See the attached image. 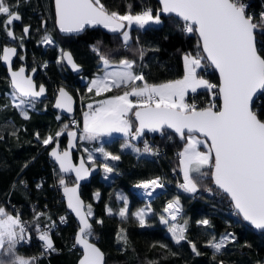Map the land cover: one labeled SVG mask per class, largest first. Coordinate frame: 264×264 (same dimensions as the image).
<instances>
[{"label": "trees", "instance_id": "trees-1", "mask_svg": "<svg viewBox=\"0 0 264 264\" xmlns=\"http://www.w3.org/2000/svg\"><path fill=\"white\" fill-rule=\"evenodd\" d=\"M234 1L244 5L247 16L262 26L263 32H257L256 43L264 56V0ZM96 2L123 21L124 28L120 32L110 33L94 27L85 28L79 34L61 35L55 25L53 0H0V6L8 5V11L20 14L21 20L14 23L16 32L21 29L22 22L33 21L35 24L28 37L22 39L21 36L20 43L24 40L23 53L28 63L41 67L40 80L49 85V97L36 103L37 108L29 110L27 115H22L11 102L12 87L0 61V205L14 214L19 210L30 234L27 240L26 228L17 221L14 235L4 236L0 245V264H77L80 256V249L74 244L78 224L67 211L60 192V187L73 179L62 176L48 157V148L57 139L64 144L62 130L70 120L52 106L54 94L61 84L66 85L76 99L81 94L82 102L93 100L92 109L95 100L128 91L140 82L161 83L181 77L183 56L189 55L196 58L197 73L206 78V85L188 93V99L196 100L199 107L216 108L219 105L218 96L211 94V89L216 90L218 77L203 55L194 28L186 31L184 21L174 15H163L157 0ZM142 9L147 11L141 16L151 11L159 13L162 21L132 25L129 36L124 38L122 31L126 28V20L123 15L139 14ZM4 16L2 12L0 52L10 41ZM41 19L45 20V26ZM47 32L52 42H45ZM63 49L72 51L83 67L82 73L89 77L100 70L102 61L122 59L131 60L134 75L142 76L96 93L68 70L61 57ZM209 81L214 83L210 87L207 86ZM139 95L131 96L129 102ZM137 106H131L127 114L131 130L136 141L140 145L148 143L154 153L140 152L122 134H89L79 141L85 158L92 156L90 150L93 148L111 158L106 162L101 152H94L91 162L102 165L101 172L93 175L90 182L83 183L80 190L94 223L85 234L106 254L105 264H264V231L249 226L234 210L229 196L213 183L211 152L207 162H200L191 170L192 182L186 188L172 184L150 201L144 200L132 188L137 180L166 175L172 170H177L174 182L182 180L180 153L189 135L181 140L166 128L160 132L139 133L132 113ZM83 108H77L76 112L80 123ZM253 108L258 118L264 120V91L255 100ZM185 109L191 107L186 105ZM203 139L206 143L199 147L210 150L209 142ZM189 185L193 188L189 189ZM168 200H174L184 209L179 217L183 223L179 239H175L168 228V223H173L165 215L164 206ZM40 208L44 212L37 216ZM60 215L65 217V222L58 223L48 236L42 235L40 224ZM225 231H230L233 237L226 239L220 249L211 247L209 243L219 239Z\"/></svg>", "mask_w": 264, "mask_h": 264}, {"label": "water", "instance_id": "water-1", "mask_svg": "<svg viewBox=\"0 0 264 264\" xmlns=\"http://www.w3.org/2000/svg\"><path fill=\"white\" fill-rule=\"evenodd\" d=\"M163 15H174L194 24L203 55L218 77L219 105L214 108L182 109L165 103H147L132 111L139 133L160 132L164 128L181 139L186 134L205 138L213 155V183L229 196L239 216L253 228L264 231V120L258 118L253 104L264 91V56L257 47L254 23L243 7L234 0H157ZM56 29L62 35L99 27L110 33L120 32L123 21L98 5L96 0H53ZM45 25V20L43 19ZM18 47L9 43L2 48L1 64L6 68L10 86L19 97L40 101L48 97L44 83L35 84L33 67H14ZM68 70L82 73V65L72 51L61 54ZM52 101L53 108L67 116L76 115V97L61 84ZM64 144L57 139L48 149L62 176L73 181L60 187L66 209L78 224L74 243L80 249L77 264H105L106 254L85 234L93 228L81 185L101 172L100 164L87 161L79 148L80 131L64 132Z\"/></svg>", "mask_w": 264, "mask_h": 264}, {"label": "rangeland", "instance_id": "rangeland-1", "mask_svg": "<svg viewBox=\"0 0 264 264\" xmlns=\"http://www.w3.org/2000/svg\"><path fill=\"white\" fill-rule=\"evenodd\" d=\"M10 6L2 5L0 6V14L7 13L6 20L13 13V11H8ZM9 12V13H8ZM124 19L126 20V28L122 31V36L127 38L130 32V26L132 25H145L148 23H155L158 24L162 21L161 15L159 13H153L148 11L146 16H141L138 13H126L123 15ZM6 24V22H5ZM45 42H52L50 40V34L46 33ZM107 61L106 65L112 64ZM115 64V63H113ZM112 70L114 73L118 74L116 78H126V73H122V68L118 66L116 67H107L104 71L105 72H98L91 76L90 83H99L100 86L104 87L110 83L109 79L112 78ZM121 76V77H120ZM88 85V83H87ZM11 102L19 109L22 115H27L29 110L37 108L36 103L34 100L25 99L23 97H19L15 91L11 90L10 92ZM128 95L122 93L108 95L106 97L99 98L93 102L92 109L90 112H83V132L80 134V140L85 138V136L90 135H117L120 136L122 133H130L131 124L129 119L127 118V114L130 111L128 108ZM172 105H176L183 110L186 108V101L183 102H176L174 101ZM201 143H206L203 138L198 136L197 134H189L186 142L185 147L181 151L180 157V165H181V172L182 175L187 178L190 177L189 173L191 170L196 168L200 162H207L210 157V150L206 151L199 147ZM90 150V149H89ZM88 150V151H89ZM99 151L98 148H93L90 152H93L92 156L86 157L87 161L90 162L92 157L94 156V152ZM101 152V150L99 151ZM102 153V152H101ZM103 157L105 158L106 162L109 161L111 158L108 157L107 154L102 153ZM107 155V156H106ZM102 167V165H101ZM189 189H192L193 186L189 185ZM18 221L17 216L10 211L6 206L0 205V245L2 244L3 240L5 239L4 236H12L15 233V228ZM168 228L172 230L173 234L177 237L182 235L181 227H183V223L179 220L177 222H169ZM176 237V239H177ZM233 237V234L230 231H225L219 237V239L212 240L209 244L214 249H220L225 240L228 238Z\"/></svg>", "mask_w": 264, "mask_h": 264}, {"label": "built area", "instance_id": "built-area-1", "mask_svg": "<svg viewBox=\"0 0 264 264\" xmlns=\"http://www.w3.org/2000/svg\"><path fill=\"white\" fill-rule=\"evenodd\" d=\"M244 3H246V2H244ZM241 6L244 9V5H241ZM146 11H147L146 9H142L139 12V14L144 15L146 13ZM191 28H194V24H192L188 21H184V29L186 31H188ZM78 76L80 79V83L86 84L88 82L89 76L87 74L85 75V74L81 73ZM213 84L214 83L212 81H209V84L207 86L210 87ZM211 94L213 97H217L219 94L218 88L216 87V90L214 88L211 89ZM81 99H82L81 94H78V99H76L77 108L84 107L83 108L84 111H86V112L90 111L91 103L93 100H87L86 102H82ZM184 100L186 101V105L190 106L191 108H195L198 106L196 100H189L188 99V93L184 96ZM131 102H132V105H131L132 107L137 106V105H141V104L152 103V102H154V103H165L167 105L172 104V101L167 94H160V93L155 92V91L142 93L141 95L132 98ZM76 112H77V109H76ZM127 118L129 119V115H127ZM69 128H74L76 130H79L80 134L83 132L80 120H79L77 115H75L74 118H70L67 126H65V128H63L62 132L67 131V129H69ZM122 135L125 136L126 140L128 141V143L130 145H134L136 148L139 149L140 152H142V153L145 152L147 154L154 153V149L148 143H143L142 145H140L136 141V136L133 134L132 131L130 133H125V134L123 133ZM157 152H160V150H157ZM176 173H177V170L176 171L172 170L169 173H167L166 175L157 174L155 176H152L149 179L137 180L134 182V184H132V188H134L136 190V192L144 200L146 199L147 201H150V200L155 199L156 195L160 191L166 189V187H168L172 184L175 186H179L181 188L188 187V184H190L192 182L191 176L187 177V178L183 177L182 180H177L174 182L175 177H177ZM205 191H207V190H205ZM164 209H165L166 219H169L172 222H177L179 220L180 215L184 211V209L181 208V206L179 204H177L174 200H168L164 206ZM234 210H235V208H234ZM43 212H44V210L40 208V209H38L36 214H37V216H39ZM15 215L17 216L19 223L26 228V235L25 236H27V240H29L30 234H29V231H27V226H25V220L23 218H21L20 211L17 210ZM65 220H66L65 217L60 215L57 218H51L50 221H47L43 224H40L41 230H42L41 234L48 236V234L50 233V230L56 229L58 227V225L60 223L65 222Z\"/></svg>", "mask_w": 264, "mask_h": 264}, {"label": "crops", "instance_id": "crops-1", "mask_svg": "<svg viewBox=\"0 0 264 264\" xmlns=\"http://www.w3.org/2000/svg\"><path fill=\"white\" fill-rule=\"evenodd\" d=\"M184 73L181 77L179 78H173L172 80H167V81H161V83H146V82H140L138 85L134 86L133 88H131L128 91H124L123 94L128 95V108L130 109L131 107V102L130 98L133 95H139L140 93H147V92H151V91H155L158 92L160 94H167L171 101L172 104L174 101L176 102H183L184 101V96L187 93H191L194 92L196 90H198L199 88H204L206 85V78H203L201 75H199L197 73V69L198 67V62L196 60L195 57H191L189 55H184ZM107 62H101V68L100 70H98V72H105L104 70L107 67H116L118 68L121 67L122 68V73H126L129 76H126V78H118V80L116 79L119 75L114 73L112 70V78L110 77V83H108L107 86H100V84L97 82H93L90 83L91 77H89L88 79V87L92 88L96 93L103 91L105 89H108V87H111L113 85H118L119 83H123V82H128L129 79L133 78V77H137V79L141 78V74L135 76L133 73V70L131 69V60H120L118 62H109L112 64L106 65ZM115 63V64H113ZM96 74V73H95ZM171 104V105H172ZM86 112V111H85ZM90 112V111H89ZM81 126L82 128L83 126V119L81 121ZM84 131V130H83ZM123 134V133H122ZM182 229V228H181ZM170 230V229H169ZM172 232V230H171ZM173 234V232H172ZM182 234V233H181ZM175 239H176V235L173 234ZM182 235H179L177 237V239H179Z\"/></svg>", "mask_w": 264, "mask_h": 264}, {"label": "flooded vegetation", "instance_id": "flooded-vegetation-1", "mask_svg": "<svg viewBox=\"0 0 264 264\" xmlns=\"http://www.w3.org/2000/svg\"><path fill=\"white\" fill-rule=\"evenodd\" d=\"M32 13H34V10L32 11ZM6 15H7V13H5V16L3 17V19H4V22H6V25H7V33H8V36L10 38V41L8 43L15 44L18 47V52H17L18 55L14 58V62H13L14 67H18L21 64H26L27 67H28V71H30L33 67L37 68L38 71L34 74L35 75L34 76L35 84L37 86H39L40 83H44L45 85H47V87H48V90H47L48 91V94L47 95L49 97V85L46 82L40 80V74H39V72L41 70V67L38 66V65H36V64H34V63H32V64L28 63L27 56H25V54L23 53L24 52V48H25L24 40H22V42H23L22 44L20 43L21 36H22V39H24L25 37H28L29 34H30V32L33 30V27H34L35 24L33 23V21L24 22V23L22 22L21 29L19 30V32H16L15 29H14V23L19 22L21 20L20 19V14L17 13L16 11H13V13L10 14V16L8 17L7 20L5 18ZM53 15H54V18H55V12L53 13ZM42 23H43V20H42ZM18 34L20 35V37H18L19 36ZM6 45H9V44H6ZM1 51H2V49H1ZM0 55L2 56L1 52H0ZM1 56H0V61H1ZM48 97H45L44 99H47ZM44 99H42L40 101H35V102L41 103V102L44 101Z\"/></svg>", "mask_w": 264, "mask_h": 264}]
</instances>
